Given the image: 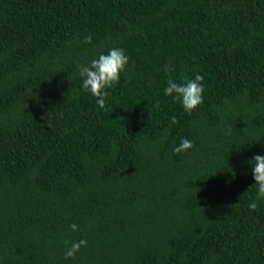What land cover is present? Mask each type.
Returning a JSON list of instances; mask_svg holds the SVG:
<instances>
[{"label": "trees", "instance_id": "1", "mask_svg": "<svg viewBox=\"0 0 264 264\" xmlns=\"http://www.w3.org/2000/svg\"><path fill=\"white\" fill-rule=\"evenodd\" d=\"M113 47L101 109L78 65ZM255 155L264 0H0V264H264Z\"/></svg>", "mask_w": 264, "mask_h": 264}, {"label": "clouds", "instance_id": "2", "mask_svg": "<svg viewBox=\"0 0 264 264\" xmlns=\"http://www.w3.org/2000/svg\"><path fill=\"white\" fill-rule=\"evenodd\" d=\"M91 35L85 37V43H90ZM128 56L124 49L113 47L105 54L101 52L98 58H93L89 64L78 65V75L83 78L82 87L84 90L91 93L96 98L97 105L103 109L105 100L108 96L107 89L115 87L120 81V74L126 70L128 64ZM165 66V71H167ZM204 76L196 74L194 79L184 78L182 83H177L172 79L167 82V87L164 89V94L172 96L174 100H179L184 111L191 113L199 105L203 103V86ZM175 123V117L172 118ZM193 144L187 138H184L181 143L174 148L177 153L187 151L192 148ZM252 165L253 177L257 188V199H264V155H255L249 161ZM249 210L255 211L258 207L256 200H253L248 205ZM73 231H78V225L73 223L70 225ZM69 242L65 241L67 245ZM87 240L81 239L78 242H71V246L64 253V258H74L75 254L82 246H87Z\"/></svg>", "mask_w": 264, "mask_h": 264}]
</instances>
